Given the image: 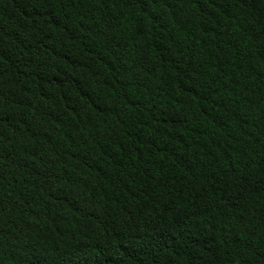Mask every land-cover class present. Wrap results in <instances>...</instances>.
<instances>
[{"label": "trees", "instance_id": "obj_1", "mask_svg": "<svg viewBox=\"0 0 264 264\" xmlns=\"http://www.w3.org/2000/svg\"><path fill=\"white\" fill-rule=\"evenodd\" d=\"M0 264H264V0H0Z\"/></svg>", "mask_w": 264, "mask_h": 264}]
</instances>
